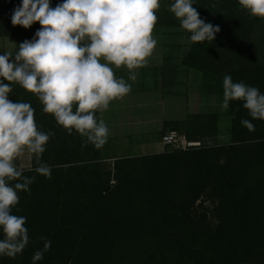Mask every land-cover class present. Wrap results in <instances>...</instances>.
<instances>
[{"label":"trees","instance_id":"16d2710c","mask_svg":"<svg viewBox=\"0 0 264 264\" xmlns=\"http://www.w3.org/2000/svg\"><path fill=\"white\" fill-rule=\"evenodd\" d=\"M62 2L50 0V5L54 8ZM20 3L0 0V37L15 40L13 54L40 28L39 23L29 29L12 25L13 10ZM193 7L206 23L220 26L214 41L192 42L184 59L185 66L202 71L208 78L205 81L210 80L204 82L208 83L207 91L215 86L214 93L222 94L226 75L234 82H245L264 73L258 62L264 45L244 57L243 53L233 55L224 44L225 39L234 43L246 40L252 29L257 31L256 19L250 27L246 17L240 16L243 11L235 0H194ZM172 20L162 21V34L179 26ZM220 60L221 66L214 71L203 68L204 63L217 66ZM169 63L164 59L163 66H171ZM12 87L8 99L30 102L40 130L54 133L43 156L51 149L60 162L49 165L50 179L33 170L23 172L35 180L29 186L30 193H19L13 214L27 218L25 226L31 242L14 259L0 256V264H32L34 253L43 249L45 239L51 241V247L36 264H249L263 254L264 121L252 120L255 131L249 132L240 123L242 119L251 120L242 103H229V145H199L187 152L174 149L118 159L113 176L117 184L110 189V174L99 171L101 150L75 132L68 134L59 127L50 114L42 111L34 95L18 85ZM261 88L264 93V80ZM206 118L192 115L163 126L172 127L169 132L186 131L187 141L197 142L195 138L205 136L204 132L193 131L200 124L205 128ZM213 123L212 118L207 125L213 128ZM80 156L86 160L79 161ZM205 193L218 203L215 228L197 225L190 212ZM255 264H264V254Z\"/></svg>","mask_w":264,"mask_h":264},{"label":"clouds","instance_id":"9594fccd","mask_svg":"<svg viewBox=\"0 0 264 264\" xmlns=\"http://www.w3.org/2000/svg\"><path fill=\"white\" fill-rule=\"evenodd\" d=\"M250 16L264 19V0H237ZM194 0H173L169 10L189 34L193 43L214 41L219 25L200 18ZM160 0H63L54 8L50 0H21L11 16L12 25L29 29L39 23L32 40L18 45V51L0 55V256L16 258L31 242L25 226L27 218L13 214L19 193H30L35 177L23 175L19 158L34 159L33 171L51 178V167L42 163V154L54 135L40 130L30 102H12V85L34 95L42 111L50 114L68 134L75 132L86 143L101 149L110 130L97 113L131 92L128 80L137 79L136 70L148 65L157 46L153 31ZM125 68L128 80L117 77ZM222 109L230 102L242 103L251 120L241 125L255 131L252 120L264 121V93L244 82L223 78ZM234 118V117H233ZM51 247L45 239L43 249L32 257L42 260Z\"/></svg>","mask_w":264,"mask_h":264},{"label":"rangeland","instance_id":"374dc122","mask_svg":"<svg viewBox=\"0 0 264 264\" xmlns=\"http://www.w3.org/2000/svg\"><path fill=\"white\" fill-rule=\"evenodd\" d=\"M235 1L236 4H238L237 0ZM171 3H173V0H160V8L156 13L158 17L157 23H160V25L156 24L153 31V36L157 40V46L153 55L149 58L148 65L136 70L137 79L135 81L128 80L129 72L123 67L115 71L117 77H123L128 80V83L131 84V92L127 96L121 98L118 102L116 100L110 104L120 108L125 105L123 100L124 102L133 101L136 104L135 100L137 99L139 102H145V105L140 103L139 105L146 107L149 112L145 114L141 113L139 116L140 120H138L140 123L136 121L137 126L135 128L132 127V125H134L133 121H124V119H118L115 121V117L121 115V112L118 110L114 111L113 115L110 114L107 117H101L106 122L110 130V135L107 143L100 149L101 156L99 159H103L99 161V171L102 174H110V189H112V187L114 188L117 184L116 179L113 177L116 160L127 157L155 155L173 151L175 149L164 146L161 142L162 134L168 130H172V127L166 128V126L164 127L162 125L157 126V121L164 122L169 120L166 122H171V120L175 119L179 122L188 119L192 115H201L207 117L206 122L203 120L205 128L200 124L198 130L193 131L195 134L198 131L200 132V130L202 133L204 132L203 135L205 136L195 138L201 147L229 145L231 141L229 135L231 122L228 116L230 105L227 110L222 109L221 104L223 101V93L221 94L216 91L218 94H215V86H213L214 89H212V91H207L205 86L210 83V80L205 81L208 78L202 74L203 72L195 71L185 66L184 59L189 52L192 42L188 39L189 34L180 28L179 21L170 12L169 7ZM231 10L233 11V9ZM242 11L243 14L240 16L244 15V17H246L250 27L252 21L256 19L258 25L256 24L255 27H257V31L252 29L253 32H250L246 40L239 39L234 43V41H226L225 39L224 44L225 49L233 53V55L236 54L239 56V53H243L242 55L247 57L248 51L255 52L256 50H261V46L264 45V19L254 18L246 11ZM167 12L169 15H165ZM164 19L168 23L170 22V19H173L172 21L174 23L176 22L179 26L173 30V27H171L170 33L165 31V34H162L159 28H162V21H165ZM15 45L16 42L12 38L0 37V55H2L3 52H12L15 49ZM174 46H176V48ZM261 54L262 56L260 55L258 62H260V66L264 67V50ZM164 59H169V64L171 66H163ZM245 63L246 61L243 62V64ZM216 65L217 66H210L204 63L203 68L205 70L210 69L209 71H214L218 66H221V60L216 62ZM263 80L264 73L251 80L245 79L244 83L248 86L256 87L262 92L261 87H263ZM204 82L208 83L204 85ZM212 84L214 85V83ZM160 116L165 118L161 119ZM97 117H99V114H97ZM212 118L214 119L213 128L211 125L210 127L207 125L208 120ZM178 122L176 123L178 124ZM180 125L181 124H178L176 127H180ZM157 127L158 129H156ZM209 128H212L211 132ZM176 133L180 139L187 142L185 136L186 131ZM50 145L49 140L46 148L50 147ZM193 147H187L185 145L184 148L180 147L176 150L187 152ZM46 153V156H43L42 154V163L53 166L60 162L59 159L56 160L54 158L56 153L54 154V151L51 149ZM89 157L90 156L87 155V159H89ZM78 158L80 159L79 161L86 160L84 156ZM34 162V159L30 160L28 155L25 154V156L18 159L17 165L23 169V172L30 171L36 166ZM69 163L72 164L71 161H69ZM217 208V201L205 193L194 202L190 212L191 215L194 216V220L197 221V225H203L207 228H215L218 216ZM263 254L259 255V257L263 256ZM259 257L253 261L250 260L251 262L248 261L249 264H255L256 261L258 262Z\"/></svg>","mask_w":264,"mask_h":264},{"label":"crops","instance_id":"0c3cea01","mask_svg":"<svg viewBox=\"0 0 264 264\" xmlns=\"http://www.w3.org/2000/svg\"><path fill=\"white\" fill-rule=\"evenodd\" d=\"M120 100V99H119ZM117 100V102L119 101ZM126 101V100H125ZM136 101V104L132 101V102H129V101H126L124 102L123 100V103H125V105H123L124 107H115V105H111L109 106V109L107 111H105L102 116L104 117H107L108 115L114 113V111L118 110L121 112V115H118L117 117H115V121H117L118 119H124V121H133L134 125H132V127H136V121L140 120L139 119V116L141 115V113L145 114V113H148L149 111H147L146 107H142L139 105L142 104V105H145V102H139L137 99L135 100ZM123 114V115H122ZM101 114L99 113V118L102 117ZM184 117V116H183ZM182 117V118H183ZM161 119H164L163 117L160 116ZM160 119V120H161ZM181 120V119H180ZM166 121H169V120H166ZM162 122V121H157L156 122V125L157 126H160V125H164L165 122ZM171 121H176L175 119L171 120ZM139 122V121H138ZM147 122V120H146ZM145 122V123H146ZM140 123V122H139ZM158 129V127L156 128ZM169 131L163 133L162 135H165L167 134Z\"/></svg>","mask_w":264,"mask_h":264},{"label":"built area","instance_id":"2783aa9c","mask_svg":"<svg viewBox=\"0 0 264 264\" xmlns=\"http://www.w3.org/2000/svg\"><path fill=\"white\" fill-rule=\"evenodd\" d=\"M161 142L164 146H168L175 149H179L180 147L184 148L185 145L187 147H193L190 146V144H197L196 146H199V143L197 142H188V141L186 142L185 140L183 141L178 137L177 133L173 131L163 135Z\"/></svg>","mask_w":264,"mask_h":264},{"label":"bare ground","instance_id":"6f19581e","mask_svg":"<svg viewBox=\"0 0 264 264\" xmlns=\"http://www.w3.org/2000/svg\"><path fill=\"white\" fill-rule=\"evenodd\" d=\"M197 144H190V146H196Z\"/></svg>","mask_w":264,"mask_h":264}]
</instances>
